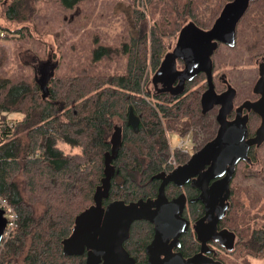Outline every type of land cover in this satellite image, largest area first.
<instances>
[{"label":"trees","instance_id":"1","mask_svg":"<svg viewBox=\"0 0 264 264\" xmlns=\"http://www.w3.org/2000/svg\"><path fill=\"white\" fill-rule=\"evenodd\" d=\"M84 1L87 0H0V21L7 24L0 23V32L4 33L0 39L34 35L42 42L43 35L49 32L40 31L39 19L43 18L40 5L49 7L58 2L63 17ZM131 1L132 31L128 32L127 40H120L117 47L96 45L88 63L77 62L63 75L54 73L46 99L28 74L0 78V197L17 217L15 229L0 249V264L85 263L84 255L64 256L61 241L70 235L75 217L93 203L115 126L121 127L122 144L112 161L115 172L104 205L113 201L127 204L155 196L158 187L155 176L172 170L167 165L168 134L183 136L192 128L199 129L207 138L197 150L216 135L217 109L201 114L200 97L206 89L203 75L196 77L187 85L186 92L176 98L151 94L146 84L160 65L168 39L175 38L189 22L202 30L210 29L231 0ZM54 37L59 40L61 34L55 33ZM247 54L248 65L253 58L264 56V0L252 2L238 23L235 47L220 44L213 54L215 72H225L218 70L222 60L230 70L239 66ZM56 55L50 52L48 60L56 64L58 71ZM251 72L253 78L246 82L232 75L236 105L256 98L252 88L257 70ZM239 85H246L240 99ZM129 109L139 120L137 132L126 124ZM8 114L20 118L11 121ZM259 122L250 113L247 124L250 136ZM63 145L68 147L67 151L61 148ZM254 152L250 154L252 160ZM174 158L182 164L189 156L175 152ZM238 176L236 172L233 180ZM245 191L234 189L231 183L230 208L224 222L235 233L236 245L232 253L220 256L222 264H250L249 259L264 257V216L250 214V208L240 199V195L247 197L250 192ZM195 207L192 205L189 210L193 218L198 216L192 211ZM152 233L146 222L131 226L124 248L137 263L145 261L144 250ZM182 240L178 251L188 258L197 251V244L191 232Z\"/></svg>","mask_w":264,"mask_h":264},{"label":"water","instance_id":"2","mask_svg":"<svg viewBox=\"0 0 264 264\" xmlns=\"http://www.w3.org/2000/svg\"><path fill=\"white\" fill-rule=\"evenodd\" d=\"M255 1L231 0L226 3L208 30H202L192 22L185 24L177 35L175 46L164 54L151 77L154 89L161 85L157 94L175 97L184 91L186 82L204 74L207 89L200 97L201 114L218 107L215 137L193 153L185 164L156 177L161 183L154 200L140 199L129 204L113 201L103 206L115 172L112 161L122 144L121 127L115 126L109 139L110 151L104 154L103 177L93 194V203L75 217L70 235L61 241L64 256L85 254L84 264H139L123 247L129 239L131 225L138 221L151 224L154 232L145 249L147 260L143 264H222L206 255L210 252L206 246L209 241L227 252L233 251L235 234L227 229L217 232V224L230 208V182L236 165L239 162L251 164L249 150L264 144V59L258 66V77L252 88V94L258 98L244 101L235 108L237 93L226 79L223 82L225 90L220 94L215 92L212 56L220 44L231 49L235 47L236 27ZM177 60L183 63L182 70H177ZM55 68L56 64L49 60L39 65L38 77L35 76L34 80L43 99L48 96V83ZM232 112L234 117L229 120ZM250 113L260 119V124L254 136L249 138L247 124ZM138 123V118L129 109L126 124L137 132ZM190 180L191 186L200 191L197 200L204 205L205 215L193 225L196 239L201 243L200 252L184 258L172 249L180 246L179 237L189 227V222L182 218L186 200L184 195H180L168 201L164 190L170 183L181 187ZM211 180L215 181L209 185ZM3 215L0 210V242L6 224ZM205 220L207 224H204Z\"/></svg>","mask_w":264,"mask_h":264},{"label":"rangeland","instance_id":"3","mask_svg":"<svg viewBox=\"0 0 264 264\" xmlns=\"http://www.w3.org/2000/svg\"><path fill=\"white\" fill-rule=\"evenodd\" d=\"M132 6L131 0H87L80 3L77 9L62 17L63 12L58 2H53L49 7L40 5V14L43 15V18L39 19L40 31L46 30L49 35H43L42 42H38L37 36L34 35L32 38L0 39V78L12 74H28L32 79L35 76L38 77V73L36 71L34 73L33 68H38L42 62L47 61L50 52L58 54L55 61H59V69L54 71L58 75L67 73L68 68L75 66L77 62L88 63L91 51L96 45L117 47L120 40H127L128 32L132 31ZM0 23L7 26L2 20ZM55 33L61 34L59 40L55 39ZM94 37L97 38V41L93 43ZM175 38L167 40L166 49L172 45ZM72 47L74 48L72 49ZM39 53L41 55H37ZM59 54L62 56L59 57ZM262 57L264 56L253 58L251 65H248L246 60L249 58V54H247L239 66H234L230 70L222 60L218 65V70L225 71L223 74L226 75L230 85L234 83L235 78L246 82L253 78L252 69L257 70L258 77L257 66L262 63ZM153 74L150 75L146 84V89L151 94H153V89L150 81ZM244 86L246 85H239L241 89V95H238L239 99L244 97ZM191 130L189 133L195 141V152L205 142L207 134L199 129L192 128ZM168 141L170 145L174 146L175 137L168 134ZM61 148L65 151L68 150L66 145ZM257 150L254 152L256 159H254L253 166L240 165L237 169L239 176L235 177L232 185L238 191H245L246 188L252 189L246 190L245 193L250 191L247 193V197L240 195V199L246 208H250L251 215L261 218L264 216V145ZM249 260L250 264H264V257L262 260Z\"/></svg>","mask_w":264,"mask_h":264},{"label":"flooded vegetation","instance_id":"4","mask_svg":"<svg viewBox=\"0 0 264 264\" xmlns=\"http://www.w3.org/2000/svg\"><path fill=\"white\" fill-rule=\"evenodd\" d=\"M176 40H177V36H176V38H175V40H174V42L173 43H171L172 45L171 46H168V48L166 49V51H165V53L164 54H166V53H168V52H170L171 50H172V48L175 46V43H176ZM220 46V45H219ZM218 46V47H219ZM164 56V55H163ZM263 57L261 58V61H263ZM261 64V63H260ZM259 64V65H260ZM258 65V66H259ZM258 66H257V68H258ZM183 69V63L180 61V60H177V70H182ZM39 72V66H38V68H37V73ZM201 75H203V77H204V82L206 83V78H205V75L204 74H202L201 73ZM200 76V74H198L196 77H199ZM196 77H194L190 82H186V84H185V89H184V91L181 93V94H179V95H177V96H175L174 98H176V97H179V96H181V95H183L185 92H186V87H187V85L189 84V83H192L195 79H196ZM212 78H213V84H214V89H215V92L217 93V94H220V93H222L224 90H225V85L223 84V82H224V80L226 79L227 81H228V79H227V77H226V75L225 74H217L216 72H215V69H214V67H213V70H212ZM229 83V82H228ZM151 84V83H150ZM152 85V84H151ZM176 85V84H175ZM222 88V89H221ZM152 89H153V93L155 94V95H164V94H157V91L158 90H160L161 89V85H158L157 86V89H154V87L152 86ZM206 89H207V84H206ZM205 89V90H206ZM172 97V96H171ZM258 97L256 96V98L255 99H253V100H250V101H255L256 99H257ZM239 105H236L235 103H234V107L236 108V107H238ZM214 109H217L218 110V107H215ZM216 114H217V112H216ZM250 114H248V116H249ZM233 117H234V114H233V112L229 115V117H228V119L229 120H232L233 119ZM259 121H260V119H259ZM259 124H260V122H259ZM259 126V125H258ZM258 128V127H257ZM256 128V129H257ZM256 131V130H255ZM255 133V132H254ZM254 136V134L252 135V136H250V134H249V138L250 137H253ZM264 145V144H263ZM262 145V146H263ZM261 146V147H262ZM257 149H259V148H251L250 150H249V153H248V156H249V158H250V160H251V164H247V163H245V162H239L237 165H236V169H235V173H234V175H233V177H232V179H231V182H230V195H231V183H232V180H233V178H234V176H235V174H236V172H237V169H238V167H240V165H247L248 167H251V166H253V164H254V159H256V153H254L253 154V160H252V158H251V156H250V154H251V152H252V150H254V151H256ZM198 151V150H197ZM196 152V151H195ZM194 152V153H195ZM257 161V160H256ZM187 162V161H186ZM185 162V163H186ZM185 163H182V164H179V163H176V167L177 166H181V165H183V164H185ZM173 170V169H172ZM171 170V171H172ZM170 172V171H169ZM169 172H162V173H166V174H168ZM161 174V173H160ZM160 174H158V175H160ZM158 175H156L155 176V179L158 181V187H157V191H156V194H155V196L154 197H152V198H147L146 200H154L155 199V197H156V195H157V193H158V188H159V186H160V183H161V180H159V179H157L156 177L158 176ZM247 176V175H246ZM192 180V179H191ZM191 180L190 181H188L187 183H185V184H183L181 187H177V186H175V185H173L172 183H170V184H168L167 186H165V190H164V193H165V197L167 198V200L168 201H171V200H173V199H176L177 197H179L180 195H184V197H185V200H186V202H185V208H184V210H183V213H182V218L183 219H185L186 221H188L189 222V227H188V230H187V232L185 233V234H182L180 237H179V243H180V246L178 247V248H173L172 249V251L173 252H178V253H180L178 250L179 249H181L182 248V243H183V237L188 233V232H191V234H192V236L194 237V240H195V244H197V251H195V253H193L190 257H192L193 255H195V254H197V253H199L200 252V249H201V243L199 242V241H197V239H196V235H195V233H194V231H193V225L195 224V222H197V221H199L201 218H203V216L205 215V212H204V205L200 202V201H198L197 200V198H198V196H199V194H200V191L197 189V188H195V187H192L191 186ZM215 180H211L210 182H209V185L212 183V182H214ZM166 189H169L168 190V192L166 193ZM230 198V197H229ZM142 200V199H141ZM193 200H195V201H193ZM145 201V200H144ZM193 201V202H192ZM136 202V201H135ZM131 203V202H130ZM229 203H230V201H229ZM109 204V203H108ZM127 204H129V203H127ZM107 205V204H106ZM106 205H104L103 204V206H106ZM192 205H197V207H195V209L194 208H192V211H195L196 212V214L198 215V216H196L195 218H193V216H191V213H189V210H190V206H192ZM226 216H227V213H226V215H225V217L222 219V220H220L219 222H218V224H217V232H219V231H221V230H223V229H227L228 231H231V230H229L228 229V226H227V224L224 222L225 221V218H226ZM138 222H140V221H138ZM143 222H145V221H143ZM134 223H136V222H134ZM133 223V224H134ZM146 223H148V222H146ZM208 223V221L207 220H205L204 221V224H207ZM132 224V225H133ZM149 224V223H148ZM131 225V226H132ZM151 225V224H150ZM151 227H152V232H153V226L151 225ZM231 232H233V231H231ZM234 233V232H233ZM153 234H154V232L152 233V238H151V241H152V239H153ZM235 234V233H234ZM236 236V235H235ZM151 241L149 242V244L151 243ZM148 244V245H149ZM184 244H185V242H184ZM147 245V246H148ZM235 245H236V241H235ZM235 245H234V249H235ZM146 246V247H147ZM206 246H207V248H208V250L210 251L209 253H207L206 255L208 256V257H211L212 259H214L215 261H219L220 262V256L222 255V254H230V253H232L233 251H234V249H233V251L232 252H227L226 250H224L223 248H221L218 244H216V243H214V242H212V241H209V242H207V244H206ZM123 247H124V245H123ZM146 247H145V249H146ZM125 249V248H124ZM126 250V249H125ZM126 252H127V250H126ZM128 253V252H127ZM129 254V253H128ZM144 254H145V250H144ZM181 254V253H180ZM182 255V254H181ZM84 256H85V254H84ZM129 256H130V254H129ZM183 256V255H182ZM131 257V256H130ZM133 258V257H132ZM189 258V257H188ZM134 259V258H133ZM135 260V259H134ZM146 260H147V256H146V254H145V261L144 262H142V263H139V264H143V263H145L146 262ZM137 263V262H136Z\"/></svg>","mask_w":264,"mask_h":264},{"label":"built area","instance_id":"5","mask_svg":"<svg viewBox=\"0 0 264 264\" xmlns=\"http://www.w3.org/2000/svg\"><path fill=\"white\" fill-rule=\"evenodd\" d=\"M4 36L3 32H0V38ZM195 141L191 133H187L183 136L175 137V144L170 145L169 143V150H170V157L167 161V165L172 169L176 168V160L174 158L175 152H180L185 155H192L194 153ZM0 210L4 213V218L6 221L5 228L2 234V239L0 242V249L3 247L4 243L9 239L11 233L16 227V214L13 208L8 204V202L0 197Z\"/></svg>","mask_w":264,"mask_h":264},{"label":"crops","instance_id":"6","mask_svg":"<svg viewBox=\"0 0 264 264\" xmlns=\"http://www.w3.org/2000/svg\"><path fill=\"white\" fill-rule=\"evenodd\" d=\"M33 69H35L36 73H37V68L34 67ZM34 71V73H35ZM14 115V117H12ZM8 119L11 120V121H15V120H18L20 117L19 115H15V114H11V116H9V114L7 115ZM12 117V118H11Z\"/></svg>","mask_w":264,"mask_h":264}]
</instances>
